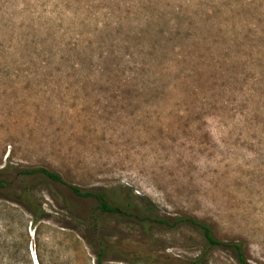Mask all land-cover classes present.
Returning a JSON list of instances; mask_svg holds the SVG:
<instances>
[{
  "label": "rangeland",
  "instance_id": "1",
  "mask_svg": "<svg viewBox=\"0 0 264 264\" xmlns=\"http://www.w3.org/2000/svg\"><path fill=\"white\" fill-rule=\"evenodd\" d=\"M0 181V264H264V0H0Z\"/></svg>",
  "mask_w": 264,
  "mask_h": 264
},
{
  "label": "trees",
  "instance_id": "2",
  "mask_svg": "<svg viewBox=\"0 0 264 264\" xmlns=\"http://www.w3.org/2000/svg\"><path fill=\"white\" fill-rule=\"evenodd\" d=\"M21 173L26 175H43L47 179L59 183L62 185H65L69 188V190L74 193L75 195L82 196V197H93L98 202V208L101 212L109 213V214H115V215H126L128 212V209L133 208L131 201L129 199L126 200L124 208L119 207L118 205H111L108 200L105 197V193L101 191H93L88 189H82L79 186L71 183H67L66 180L62 177V175L51 169H47L45 167H33V168H24L21 169ZM5 184L3 181H0V187H3ZM23 203L26 206V208L29 210V212L32 215V223L35 226L34 232L37 234V224L44 218V211L41 208L39 204H36L33 200L30 194H25L23 197ZM134 215V213H133ZM140 224L144 226V228H147L149 224H157L161 225L164 228H176L177 224H186L189 227L197 230L204 239V249L196 256L194 259L185 262V264H205L206 262V256L208 253L215 249V248H222V249H231L236 257L238 264H250L247 262V260L243 256L242 247L239 243L236 242H227L224 243L220 240H218L211 231V228L203 223L202 221L197 220L196 218L185 216L179 219V221H166L162 218H154L152 221L150 219L144 218L140 220ZM150 226V225H149ZM106 246H102L98 249L97 252H95L96 255V262L97 264H100L101 261L104 259V252H105ZM37 258L39 261V264H42L40 255L37 254Z\"/></svg>",
  "mask_w": 264,
  "mask_h": 264
}]
</instances>
